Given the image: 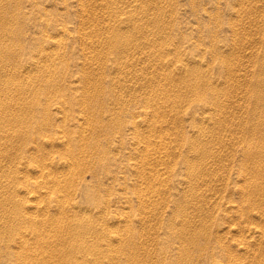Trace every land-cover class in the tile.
I'll return each instance as SVG.
<instances>
[{
	"label": "rangeland",
	"instance_id": "obj_1",
	"mask_svg": "<svg viewBox=\"0 0 264 264\" xmlns=\"http://www.w3.org/2000/svg\"><path fill=\"white\" fill-rule=\"evenodd\" d=\"M77 259L264 264V0H0V264Z\"/></svg>",
	"mask_w": 264,
	"mask_h": 264
},
{
	"label": "bare ground",
	"instance_id": "obj_2",
	"mask_svg": "<svg viewBox=\"0 0 264 264\" xmlns=\"http://www.w3.org/2000/svg\"><path fill=\"white\" fill-rule=\"evenodd\" d=\"M3 105H5V104H3ZM70 182H71V180H69ZM64 183V182H63ZM59 201H61V200H59ZM62 203H63V200H62ZM61 205V204H60ZM65 226V225H64ZM39 232V231H38ZM39 236V235H38ZM68 241V240H67ZM66 242V241H65ZM69 245V244H68ZM67 246V245H66ZM83 246H86V245H83ZM94 249H95V247H93ZM92 248V249H93ZM100 248V247H99ZM104 249V248H103ZM68 250V249H67ZM84 250V249H83ZM58 252V251H57ZM64 252V251H63ZM83 252H85V251H83ZM88 252V251H87ZM59 253H62V252H60L59 251ZM79 253V252H78ZM58 254V253H57ZM83 254V253H82ZM87 254V253H86ZM54 255V254H53ZM77 255V254H76ZM80 255V254H79ZM85 255V254H84ZM66 256V255H65ZM56 257V256H55ZM85 257V256H84ZM76 258V257H75ZM92 258H93V255H92ZM94 258H96V257H94ZM58 259V258H57ZM61 259H62V257H61ZM79 259H80V257H79ZM79 259H77V260H79ZM83 259H85V258H83ZM91 259V258H90ZM42 260V259H41ZM45 260V259H44ZM56 260V259H55ZM65 261H66V259H64ZM63 261V260H62ZM94 261H96L95 259H94ZM77 262V261H76ZM79 262H80V260H79ZM88 262V261H87ZM44 263V262H43ZM68 263V262H67ZM84 263H85V261H84ZM96 263H98V262H96ZM59 264V263H58ZM77 264V263H76ZM79 264V263H78ZM80 264H82L81 262H80ZM90 264V263H89ZM93 264V263H92Z\"/></svg>",
	"mask_w": 264,
	"mask_h": 264
}]
</instances>
